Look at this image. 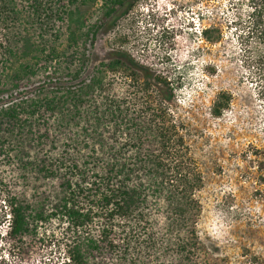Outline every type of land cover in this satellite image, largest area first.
Segmentation results:
<instances>
[{
    "label": "trees",
    "instance_id": "trees-1",
    "mask_svg": "<svg viewBox=\"0 0 264 264\" xmlns=\"http://www.w3.org/2000/svg\"><path fill=\"white\" fill-rule=\"evenodd\" d=\"M97 3L91 22L82 9ZM237 5L243 63L264 105V0ZM132 7L0 0V167L32 183L5 195L0 225L27 263L38 224L53 220L69 264H230L198 232L203 177L171 110L175 89L119 49L89 71L87 44ZM229 102L221 94L211 114L220 117Z\"/></svg>",
    "mask_w": 264,
    "mask_h": 264
},
{
    "label": "rangeland",
    "instance_id": "rangeland-1",
    "mask_svg": "<svg viewBox=\"0 0 264 264\" xmlns=\"http://www.w3.org/2000/svg\"><path fill=\"white\" fill-rule=\"evenodd\" d=\"M131 1L127 15L87 44L89 71L119 49L167 79L175 89L171 110L187 128L182 132L203 177L195 194L201 239L220 245L230 264H264V105L243 63L238 0ZM84 10L91 22L100 15L99 3ZM221 94L230 102L214 117ZM31 185L12 165L0 167V215L7 193L29 192ZM2 227L0 264H69L58 222L38 224L30 263L5 242Z\"/></svg>",
    "mask_w": 264,
    "mask_h": 264
}]
</instances>
